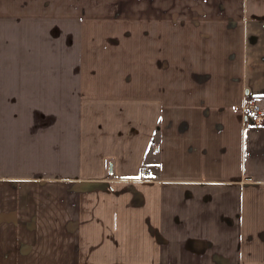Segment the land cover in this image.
Wrapping results in <instances>:
<instances>
[{
	"label": "crops",
	"instance_id": "1",
	"mask_svg": "<svg viewBox=\"0 0 264 264\" xmlns=\"http://www.w3.org/2000/svg\"><path fill=\"white\" fill-rule=\"evenodd\" d=\"M253 100L264 0H0V261L264 264Z\"/></svg>",
	"mask_w": 264,
	"mask_h": 264
},
{
	"label": "built area",
	"instance_id": "2",
	"mask_svg": "<svg viewBox=\"0 0 264 264\" xmlns=\"http://www.w3.org/2000/svg\"><path fill=\"white\" fill-rule=\"evenodd\" d=\"M243 116L245 120L247 119V117H250L253 120L254 124H259L264 120V107L255 100L249 101L243 107ZM146 171V166L141 167V174H145Z\"/></svg>",
	"mask_w": 264,
	"mask_h": 264
},
{
	"label": "rangeland",
	"instance_id": "3",
	"mask_svg": "<svg viewBox=\"0 0 264 264\" xmlns=\"http://www.w3.org/2000/svg\"><path fill=\"white\" fill-rule=\"evenodd\" d=\"M51 255V253H48V256ZM4 262L1 260L0 264H3ZM49 263V260L47 261V264ZM12 264H28L27 261L23 260V253L18 252V257L15 259Z\"/></svg>",
	"mask_w": 264,
	"mask_h": 264
}]
</instances>
